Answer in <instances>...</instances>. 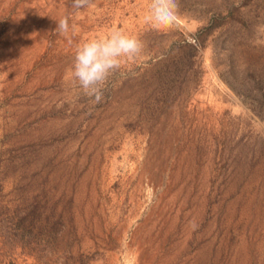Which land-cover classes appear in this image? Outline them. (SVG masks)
I'll return each mask as SVG.
<instances>
[{
	"label": "rangeland",
	"instance_id": "1",
	"mask_svg": "<svg viewBox=\"0 0 264 264\" xmlns=\"http://www.w3.org/2000/svg\"><path fill=\"white\" fill-rule=\"evenodd\" d=\"M177 4L0 0V264H264V0ZM116 28L96 103L75 51Z\"/></svg>",
	"mask_w": 264,
	"mask_h": 264
},
{
	"label": "clouds",
	"instance_id": "2",
	"mask_svg": "<svg viewBox=\"0 0 264 264\" xmlns=\"http://www.w3.org/2000/svg\"><path fill=\"white\" fill-rule=\"evenodd\" d=\"M89 0H72L74 9H81ZM177 0H150L145 22L156 30L171 27L177 17ZM55 32L63 35L69 32V17L59 19ZM74 30V29H73ZM255 44H264V23L254 28ZM143 42L136 35L121 29H113L107 36L89 39L75 51L71 72L84 96L99 103L109 77L121 67V58H135L142 53Z\"/></svg>",
	"mask_w": 264,
	"mask_h": 264
}]
</instances>
